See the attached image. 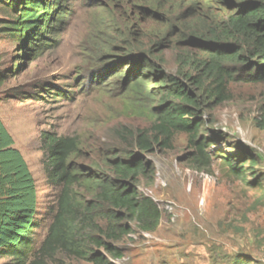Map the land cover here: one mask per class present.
Wrapping results in <instances>:
<instances>
[{"label": "rangeland", "instance_id": "rangeland-1", "mask_svg": "<svg viewBox=\"0 0 264 264\" xmlns=\"http://www.w3.org/2000/svg\"><path fill=\"white\" fill-rule=\"evenodd\" d=\"M23 1L0 0V120L35 184L30 261L61 192L46 174L49 134L55 142L75 143L68 166L82 176L108 171V160L129 151L151 165L134 187L139 198L158 206V226L140 233L134 223L116 243L122 258L106 255L113 264H264V129L258 124L264 118V79L227 81L226 98L204 109L200 135L209 142L210 164L199 167L184 134H175L168 149L136 151V135L149 130L153 119L126 91L128 74L117 71L132 67L123 65L128 56L146 53L166 74L182 79L189 72L182 58L202 57L187 36L229 12L214 0H33L55 3L53 23L46 25L52 31L35 49L3 31ZM226 157L233 166L241 164L239 175ZM77 180L73 199L84 206L98 190L84 177ZM95 223L105 227L101 218ZM44 264L90 263L59 251Z\"/></svg>", "mask_w": 264, "mask_h": 264}, {"label": "trees", "instance_id": "trees-1", "mask_svg": "<svg viewBox=\"0 0 264 264\" xmlns=\"http://www.w3.org/2000/svg\"><path fill=\"white\" fill-rule=\"evenodd\" d=\"M214 1L229 14L187 36L186 43L196 46L202 57L182 58L184 68L189 69L181 73L183 80L166 74L146 53L128 56L123 65L132 67L117 70L128 74L124 79L126 91L148 107L153 119L149 130L136 135L135 149L141 154L149 155L156 147L168 149L175 134H184L192 149L193 163L208 167L210 158L205 150L209 142L200 135L204 109L226 98L227 81L264 79V0ZM55 3L23 1L19 16L3 31L36 49L44 33L52 31L46 25L53 23L49 12ZM2 81L0 76V85ZM148 81L154 87H148ZM258 124L264 129V118ZM45 142L46 174L51 183L61 186V192L47 235L30 261L31 235L37 227L35 184L0 120V259L11 260L12 264H44L45 258L61 251L90 264H113L106 255L122 258L116 243L131 233L134 223L140 233L156 229L160 219L158 206L149 197L139 198L134 187L135 181L151 168L143 156L134 151L125 153L124 158L113 156L107 162L108 171L82 176L68 166L71 150L76 147L73 141L55 142L47 134ZM231 158L224 161L237 176V169L242 166H233ZM79 177L98 190L84 206H76L73 199L72 187ZM95 218L103 219L105 227L97 226ZM245 263L256 264L248 259Z\"/></svg>", "mask_w": 264, "mask_h": 264}, {"label": "built area", "instance_id": "built-area-1", "mask_svg": "<svg viewBox=\"0 0 264 264\" xmlns=\"http://www.w3.org/2000/svg\"><path fill=\"white\" fill-rule=\"evenodd\" d=\"M146 236V235H145ZM112 263V262H111Z\"/></svg>", "mask_w": 264, "mask_h": 264}]
</instances>
